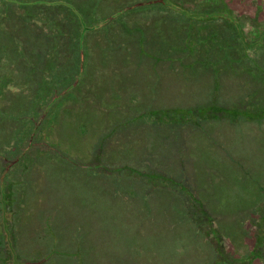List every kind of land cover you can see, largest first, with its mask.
Wrapping results in <instances>:
<instances>
[{"label": "rangeland", "instance_id": "rangeland-1", "mask_svg": "<svg viewBox=\"0 0 264 264\" xmlns=\"http://www.w3.org/2000/svg\"><path fill=\"white\" fill-rule=\"evenodd\" d=\"M170 1L0 0V264H264V0Z\"/></svg>", "mask_w": 264, "mask_h": 264}, {"label": "trees", "instance_id": "trees-1", "mask_svg": "<svg viewBox=\"0 0 264 264\" xmlns=\"http://www.w3.org/2000/svg\"><path fill=\"white\" fill-rule=\"evenodd\" d=\"M201 1H205V0H201ZM200 1V3L202 4V2ZM208 1V0H207ZM218 0H209V2L211 3V5H213V6H210V7H205V5H206V3H204L203 2V6L197 1V0H194V2H192V3H189V2H174L173 0H171L170 2H172V4L173 5H177L178 7H180V8H183L185 11H189L190 13L191 12H198V13H200V15H205V14H207V13H209V14H211V13H213V11H215V12H217V11H227L228 13V15H226V14H222V15H218V16H216V17H210L211 19H215V18H217V19H220L221 17V19L223 20V21H225L226 22V24H228V27L230 28V30L231 31H233L234 29H233V26H235V27H237L238 26V30L239 31H244V32H248L249 30H248V27H251L252 25H247V29L245 28H243L242 26H241V24H240V22H239V18L237 17V15L234 13V11L233 10H231V9H229L227 6H225L224 5V2L223 1H221V4H219V5H217L218 3H220V1H218ZM198 4V5H197ZM216 5V6H215ZM177 15H180L179 13H176ZM214 14V13H213ZM215 15V14H214ZM217 15V14H216ZM187 16V15H186ZM180 21H181V25L183 26V31L184 32H186L185 33V36L186 35H188V34H190L189 32H193V30L195 29V30H197L195 27L196 26H198V25H200V24H208L206 21H207V19L209 18L208 16H206V17H202V16H200V17H195V18H193V17H191V16H188V17H185V16H182V15H180ZM206 26V25H205ZM211 29V28H210ZM233 32H235V31H233ZM251 33H253V31H251ZM251 33H249L248 32V34H246V37H247V44L248 45H250V48L252 47V46H255L254 44H255V42H257V41H255V39H254V37L251 35ZM259 35H263V37H264V29L259 33ZM235 36H236V34H235ZM250 36L252 37V38H250ZM262 37V38H263ZM186 38H188L187 36H186ZM234 40V39H233ZM264 40V39H263ZM228 41V40H227ZM237 42V41H236ZM239 43V42H238ZM229 44L232 46V51L234 52V50H239L238 49V47H236L235 49H234V46H233V42L232 41H230L229 42ZM236 45V44H235ZM239 46V45H238ZM252 48H254V47H252ZM251 48V49H252ZM234 49V50H233ZM242 50H244V49H247L245 46L244 47H242L241 48ZM232 51H230V52H228V53H230L233 57L235 56V53L233 54L232 53ZM248 57V59H250L249 61H254V60H252V58L251 57H249V56H247ZM242 61V60H241ZM234 62H236L235 64H236V67H238L239 65H240V62H239V60H236V61H234V60H227V63L228 64H231V63H234ZM255 66H258V65H256V63H255ZM244 68H249V67H245L244 66ZM262 69V68H261ZM250 70H251V68H250ZM264 71V70H263ZM244 73V72H243ZM264 73V72H263ZM246 74V73H245ZM254 78H257V76H255ZM253 79V78H252ZM261 81L262 82H264V74L261 76ZM253 88H252V86L250 87V89H249V91H248V93L245 95V97H243V102H242V104L239 106V108L241 107V108H243L244 109V112L245 113H249L250 114V117H257V116H264V111H263V109H261V108H263L262 106H261V104L259 103V99L262 97V98H264V90L263 91H261V94L259 93V95H261V96H259L258 94H257V92L256 91H251ZM261 98V99H262ZM241 100V101H242ZM248 100H250V101H252V103H254V105H252V107H256L257 108V110L256 109H254V111L253 110H247L246 108H247V106L245 105V103L246 102H248ZM259 100V101H258ZM247 104V103H246ZM223 106V105H222ZM228 106V105H227ZM250 107V106H249ZM207 108H208V106L207 105H203V107H201V108H199L198 109V111H196L195 113H193V114H190V113H188V111H187V109H180L183 113H170L171 111V109L170 108H168L166 111H168V113H165L166 115H167V119L165 118L164 120H163V122H165V120H167L166 121V123L167 122H171V123H173V122H193L194 124H198L197 122H199L200 120H202V119H205V118H208L209 116H213V115H211V114H209V116H207V114L205 113L206 112V110H207ZM202 109V110H201ZM251 109V108H250ZM176 110H179V109H176ZM170 113V114H169ZM165 115V116H166ZM261 118V117H260ZM249 119H251V118H249ZM253 120V119H252ZM255 120V119H254ZM124 123H125V121H124ZM249 260L247 259V260H244L242 263H245V262H248Z\"/></svg>", "mask_w": 264, "mask_h": 264}]
</instances>
